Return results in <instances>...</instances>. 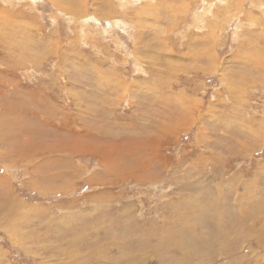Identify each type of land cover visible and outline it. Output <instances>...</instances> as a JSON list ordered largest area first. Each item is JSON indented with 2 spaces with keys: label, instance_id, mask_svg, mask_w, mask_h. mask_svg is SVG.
Returning <instances> with one entry per match:
<instances>
[{
  "label": "rangeland",
  "instance_id": "374dc122",
  "mask_svg": "<svg viewBox=\"0 0 264 264\" xmlns=\"http://www.w3.org/2000/svg\"><path fill=\"white\" fill-rule=\"evenodd\" d=\"M0 264H264V0H0Z\"/></svg>",
  "mask_w": 264,
  "mask_h": 264
},
{
  "label": "bare ground",
  "instance_id": "6f19581e",
  "mask_svg": "<svg viewBox=\"0 0 264 264\" xmlns=\"http://www.w3.org/2000/svg\"><path fill=\"white\" fill-rule=\"evenodd\" d=\"M12 199H13V201H14V198H12ZM10 204H11V202H10ZM14 204H15V203H14ZM14 204H13V205H14Z\"/></svg>",
  "mask_w": 264,
  "mask_h": 264
}]
</instances>
